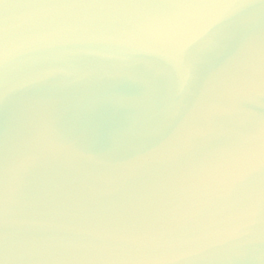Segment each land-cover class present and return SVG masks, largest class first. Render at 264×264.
Wrapping results in <instances>:
<instances>
[{
	"label": "water",
	"instance_id": "1",
	"mask_svg": "<svg viewBox=\"0 0 264 264\" xmlns=\"http://www.w3.org/2000/svg\"><path fill=\"white\" fill-rule=\"evenodd\" d=\"M0 264H264V0H0Z\"/></svg>",
	"mask_w": 264,
	"mask_h": 264
}]
</instances>
